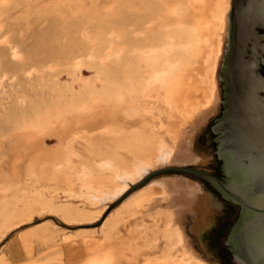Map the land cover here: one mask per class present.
Instances as JSON below:
<instances>
[{"label":"bare ground","instance_id":"6f19581e","mask_svg":"<svg viewBox=\"0 0 264 264\" xmlns=\"http://www.w3.org/2000/svg\"><path fill=\"white\" fill-rule=\"evenodd\" d=\"M9 1L15 0H0V4ZM139 1L146 3V0ZM58 2L50 0L54 8ZM162 2L164 10L158 9V3L152 1L148 2L147 11V5L144 4L149 24L155 22L159 26L165 23L161 35L166 39L159 44L156 36H151L147 47L140 54V60L150 69L147 79L131 78L127 72L124 74L127 82L122 87L107 81L99 90L87 88L83 94L61 97L63 103L58 95L50 107L31 101L27 111L16 109L7 114L5 118L12 123V130L22 136L31 139L48 135L56 141L52 150L40 149L27 161L29 175L40 181L65 184L70 192L101 207L106 202L118 199L129 185L140 182L149 171L160 166L206 162L205 158L190 154V145L195 130L204 124L218 100L215 72L225 33L229 0ZM84 21L81 25L70 23L66 27L67 43L57 45L55 57H48L47 64L58 68L68 65L75 67L79 65L75 61L77 54L82 52L87 53L86 57L91 56L95 42L102 48L101 54L105 58L110 56L112 47L108 35L112 31L107 32L106 27L98 24L95 18L87 17L85 22L91 32H85ZM117 28V39H124L121 27ZM41 46L39 42L28 47L24 61H33L34 52ZM123 47L126 48V45L121 46L119 51ZM174 51H178V57L173 54ZM11 55L18 60L16 52L12 51ZM5 69L17 72L26 68L17 63H7ZM203 82L206 89L201 92V98L205 101L196 104L194 101V106H187L184 90L190 89L192 84ZM158 94L165 104L181 106V109L177 107L176 110L181 111L175 113L178 117L173 119L169 115L162 119L152 113L150 100H154ZM188 107L189 112L185 109ZM99 120L100 123H95ZM127 129L134 130L117 137ZM76 142L83 143L85 154L81 161H78L79 158L75 157L71 149ZM98 147L107 150L97 152ZM91 158H95L94 163ZM65 167L69 168L71 177L63 171ZM20 173L14 169L8 173L2 172L0 167V216L5 211L8 198L22 190L23 178ZM152 183L157 186L159 193L134 202V215H140L139 220L147 217L156 219V223L162 222L158 238L164 242V253L160 257L144 256V264H204L188 247L182 228L177 223L178 216L185 211L195 212L200 217L204 191L197 184H182L174 179L163 178ZM135 227L140 225L136 226L135 223ZM127 250L132 259L141 254L136 245ZM95 258L96 264H108L116 257L100 248ZM126 264H130V261H126Z\"/></svg>","mask_w":264,"mask_h":264},{"label":"rangeland","instance_id":"374dc122","mask_svg":"<svg viewBox=\"0 0 264 264\" xmlns=\"http://www.w3.org/2000/svg\"><path fill=\"white\" fill-rule=\"evenodd\" d=\"M152 1L158 3V9H165L162 0H146V3L139 0H59L55 8L50 0H15L0 4V167L6 173L13 169L21 172L23 178L22 190L8 198L5 211L0 216V264H94L95 254L100 248L116 257V261L108 264H126V261H130V264H144V258L160 257L164 253V242L158 238L162 222L156 223V219L147 217L143 219L145 223L139 220L140 215H134L133 203L142 201L144 197L146 199L157 195L159 191L152 182L163 178L174 179L182 184H197L205 193V187L195 175L167 169L191 167L207 171L213 159L205 127L220 107L221 86L218 71L226 48L229 9L215 72L218 100L212 113L204 124L197 127L191 139L190 154L205 158L206 162L203 164L160 166L149 171L140 182L129 185L118 199L106 202V205L100 207L91 204L85 197L70 192L65 184L40 181L29 175L27 161L40 149L52 150L56 141L48 135L28 139L12 130V123L5 118L16 109L27 111L31 101L50 107L58 95L61 99L69 98L72 94H83L87 88L99 90L107 81L122 87L127 82L124 78L127 72L131 78L147 79L150 69L140 60V54L147 47L151 36H156L159 44L166 41L161 35L165 23L158 26L155 22L149 24L146 19L148 2ZM144 4L147 5V11ZM87 17L95 18L99 21L98 24L106 27L107 32L112 31L108 35L112 47L110 56L105 58L101 54L102 48L95 42L91 56L86 57L87 53L82 52L77 54L78 59L75 61L79 65L75 67L68 65L58 68L47 64L46 59L55 57L57 47L67 43L66 27L70 23L81 25ZM85 21V32L90 33L91 29ZM118 26L121 27L122 35H125L122 40L116 36ZM39 42L42 43V48L37 47L34 52L36 56L32 54V63L24 61L27 48ZM124 44L126 48L119 51ZM12 51L17 53L18 60L12 57ZM173 54L179 56L178 51ZM7 63L24 65L26 69L12 72L5 69ZM190 89L186 88L185 95L183 94L187 99V106L193 105L194 101L195 104L205 101L201 98V92L206 89L204 82L192 84ZM61 102L63 103L62 99ZM150 103L152 113L162 119L169 115L174 119L181 111L179 105V112L176 111L175 103L165 104L159 94ZM185 109L190 111V108ZM95 123H100V120ZM133 130L127 129L117 137ZM71 149L75 157L79 158L78 161H81L85 154L83 143H73ZM105 150L107 149L98 147L97 152ZM112 151L117 152L114 149ZM91 161L94 163L95 158H91ZM63 171L71 177L69 168L65 167ZM162 206L164 207V203ZM198 217L195 212L185 211L178 216L177 223L182 228L188 247L204 264H219L204 252L198 238L191 231V226L196 224ZM135 223L140 227L136 228ZM132 245L140 248L141 254L136 259H132L127 250Z\"/></svg>","mask_w":264,"mask_h":264},{"label":"water","instance_id":"95a60500","mask_svg":"<svg viewBox=\"0 0 264 264\" xmlns=\"http://www.w3.org/2000/svg\"><path fill=\"white\" fill-rule=\"evenodd\" d=\"M221 100L205 132L208 170L174 167L205 187L191 231L219 264H264V0H230L218 71Z\"/></svg>","mask_w":264,"mask_h":264}]
</instances>
